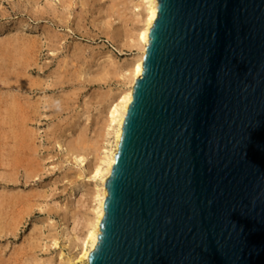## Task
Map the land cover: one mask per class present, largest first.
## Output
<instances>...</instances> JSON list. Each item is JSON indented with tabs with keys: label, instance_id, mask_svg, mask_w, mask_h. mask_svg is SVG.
<instances>
[{
	"label": "water",
	"instance_id": "water-1",
	"mask_svg": "<svg viewBox=\"0 0 264 264\" xmlns=\"http://www.w3.org/2000/svg\"><path fill=\"white\" fill-rule=\"evenodd\" d=\"M88 264H264V0H157Z\"/></svg>",
	"mask_w": 264,
	"mask_h": 264
},
{
	"label": "rangeland",
	"instance_id": "rangeland-1",
	"mask_svg": "<svg viewBox=\"0 0 264 264\" xmlns=\"http://www.w3.org/2000/svg\"><path fill=\"white\" fill-rule=\"evenodd\" d=\"M135 2L0 0V264L72 253L108 103L137 53Z\"/></svg>",
	"mask_w": 264,
	"mask_h": 264
},
{
	"label": "bare ground",
	"instance_id": "bare-ground-1",
	"mask_svg": "<svg viewBox=\"0 0 264 264\" xmlns=\"http://www.w3.org/2000/svg\"><path fill=\"white\" fill-rule=\"evenodd\" d=\"M157 0H136L134 9L139 12L138 24L133 45L137 49L136 55L122 72L126 88L118 93L108 103L106 111L105 128L110 139L106 147L100 148V155L93 164L89 178L93 181L90 192L92 207L90 217L87 218L72 242V253L61 264H88L89 254L94 250L98 235L100 234V221L103 219V203L107 197L104 188L114 165L115 155L118 150L122 135V127L127 114L129 104L132 102V93L135 81L142 75L143 58L148 45L149 31L157 17ZM76 162L82 163L84 158L77 152Z\"/></svg>",
	"mask_w": 264,
	"mask_h": 264
}]
</instances>
